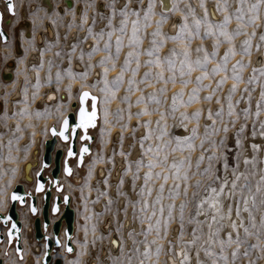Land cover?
<instances>
[{"label": "rangeland", "instance_id": "1", "mask_svg": "<svg viewBox=\"0 0 264 264\" xmlns=\"http://www.w3.org/2000/svg\"><path fill=\"white\" fill-rule=\"evenodd\" d=\"M74 3L77 2L79 7L84 8V13L86 16H90V20L86 25L83 23H78L74 19L73 9L69 8L68 15L69 19L66 22L64 19V15L61 13H56V10L51 12H45L40 7L39 0H14V13H8L5 16L4 11V23L7 22L11 24V18L14 17L16 19L18 16V8L22 6V8L28 7L30 2V19L34 20V25L31 24V35L28 37L26 34L23 35L24 38L28 39V44L34 46V40L32 35L36 30L46 28L44 27L46 20H51L57 30L64 29L65 35L67 32L73 28L78 30H86L91 25L93 28V32H98L103 27L105 31V39L107 38L106 33L108 31L107 25V16L95 13V2L96 0H72ZM54 5L61 4L63 0H53ZM109 0H105L103 4H107ZM116 2V0H115ZM129 3L131 8H139L141 9V17L143 16V9L147 7L148 0H138L136 4H132L131 0L126 1ZM125 2V3H126ZM154 9L153 15L151 17L153 23L148 24L146 27L141 29L140 35L143 36V41L141 44V48H147L150 46L151 37L148 35L153 28H155L154 21L158 19L160 12L157 9L156 3L157 0H153ZM185 2V3H183ZM205 6L207 4L209 6L216 4V0H203ZM176 3L179 5V8L187 12L186 5H191L195 10L197 15H202V10H196V7L189 0H176ZM183 3V4H182ZM229 5V11H233L236 7L237 0H227ZM257 0H244V12L245 15H251L253 13L248 12V7L252 4H256ZM199 4V3H198ZM34 5V6H33ZM117 5V2H116ZM134 5V6H133ZM122 6V5H120ZM117 6V7H120ZM47 7V6H46ZM210 7V6H209ZM28 10V9H27ZM258 14L261 17L256 23L259 25L255 29V35H249L252 32V25H249L247 30H240V35L235 36L233 38V45L235 47V54L230 55L227 60V76L229 77L225 80L224 84L219 87V89L213 93V98L211 101L204 100L203 96L208 94L211 89L216 88L215 80L219 79L220 76L225 75L224 72L217 73L214 77L209 79H205L202 81L204 84H210L209 88H201L199 91L200 100L194 101L187 105H181L177 108L176 112L172 115L168 113L171 112V108L169 107L172 103L171 97L172 93L180 88V84H172L169 83L167 85V92L163 95L156 93L157 96L161 99L160 107L165 111L164 120L160 121V124H157V120L159 118L158 111H152L151 115H141L137 117L135 113L142 107L144 104L136 103V97L140 94L137 91L131 92L129 95V100L124 101L122 97L126 95L125 88L127 87V77L131 75L130 72H125V81L119 87V90L116 92V99H110L105 101V93L100 91L102 87L101 76L102 71H97L98 75L94 76L91 74L92 68L99 69L101 65L96 63L99 60L98 57H95L97 53L104 54L103 52H96L91 61H89L88 55L83 50L82 40L78 41L76 44V50L74 52H70L65 49L64 40L58 36L52 42H49L44 49V63L42 66H36L34 69L37 70L39 74V87L32 85L29 80H27V84L25 83L24 93L26 98L21 100L20 104H23L26 109L14 111V114L8 113L6 111V106L10 100V93L12 90H7L5 92L4 84L2 83V74L0 70V99L4 102L5 110L3 114L0 115V121L2 122L5 130L8 132L9 130V120L14 119L15 125L14 129L11 133H8V142L3 143L2 152L0 153V211L5 210L7 208V204L9 203V192L14 182L18 181L19 178V164L24 154L28 152L29 147L33 142V137L36 133L48 134V125L49 119L54 122L59 118L50 117L52 114L53 106H34L35 99L41 95L43 92L44 86H56L60 89H66L72 98L76 96V94L80 91L81 86L88 87L91 91H93L99 98L98 109L100 117H98V122L92 129V133L95 136L92 152L86 156V160L84 163V169L81 171H77L71 177L67 178V181H64L65 191L70 193L72 196V206L76 210L77 214V226L76 231H74L73 240L76 246L79 248L78 253L69 254V252H64L65 255H62L63 263L62 264H87V257L91 255L93 252L94 261L96 264H141V261H144V264H166L168 258L172 256L176 252L177 245H183L186 249V252L193 251V245H185L182 243L183 240H187L192 238V228H196L197 232L195 235L198 237L196 245H199L201 257L200 260L204 262V264H211V258L206 256L204 253V247H208L205 240L206 237V229L205 226L208 223H211L214 226L215 233L213 235V239H224L227 240V234L232 232L233 238H235L236 230L233 229L229 231L224 227V221L222 215L224 212H220L217 214V220L211 221V216L213 213L208 207V203H205L202 208L199 209L200 215L197 216V203L204 199L208 193L205 191L207 186L214 187L217 183H221V178L219 180H214L208 174H204L202 170L207 168L209 165L208 156L213 152L217 153V157H215L212 161L211 173L213 176L219 175V177H225L227 181L231 183L233 177V168H237V170L241 173L247 175V182L252 192H256L257 185H260L261 189L264 190V181L260 180L261 176H264V137H261L259 133L264 131V127L261 126V121H264V98L259 95V92L264 91V55H262V51L264 52V41L260 39V36L264 34V3L259 4ZM178 12V11H175ZM180 12V11H179ZM173 12L167 13L168 20L164 22L162 25L163 31L168 33L169 35L174 34L175 30L167 31V22L171 19ZM223 14V12H221ZM21 14V10H20ZM12 15V16H11ZM93 16L96 18V22L93 23ZM103 17V18H102ZM181 17V16H180ZM180 17L177 16L175 19V24L181 23ZM223 17V15H222ZM221 17V18H222ZM134 16L129 17V21L134 19ZM121 17L117 13V15L113 18V25L119 27V21ZM188 20L191 23L192 16H188ZM45 22V23H44ZM103 22V23H102ZM101 23V24H100ZM13 21L12 25L13 26ZM237 21L232 19L229 22V29H236ZM10 27V32L12 31ZM85 27V28H84ZM131 23L127 25V29L125 32L124 39V47L121 48L119 57L117 58V67L110 69L108 72L109 80L115 76V74L119 71L120 65L123 63L125 53H127L130 49L128 47L127 36L131 35ZM6 26L4 25V29ZM22 29V28H21ZM6 30V29H5ZM20 31V29H19ZM71 32V31H70ZM118 33H113L112 36V45L113 51L115 50V37ZM9 35V34H8ZM74 35V34H72ZM90 38L92 37L91 35ZM10 38V37H9ZM37 38V37H36ZM93 38V37H92ZM250 39L251 44L249 47L250 54L242 53V49L245 45L242 43L245 39ZM214 37H205L203 40L200 38H194L191 42L192 58L195 59L197 53L195 52V47L198 44H203L205 48L211 51V45L213 43ZM221 43L219 44L217 51V60L223 56L224 51L227 49L228 44L223 40V37L219 38ZM9 41V40H8ZM0 42L5 45L6 52L3 55L0 53V66L3 64V61L10 56L12 49V42ZM87 46L90 42L85 43ZM102 46L103 40L100 41ZM259 45V47H257ZM178 45L173 41H167L164 46L160 49V55H167L169 49ZM89 47L85 48L88 49ZM70 49V48H69ZM27 51H25L26 53ZM81 52L84 53V58L81 59ZM59 53V55H57ZM259 54V55H258ZM71 56V62L68 60V56ZM257 55V56H256ZM24 56L22 59H24ZM260 56L261 62L259 64H254L253 61ZM95 57V58H94ZM148 59L146 55H141L140 60L143 62ZM80 61L84 69L82 71H78L74 69V62ZM237 61H240L242 67L238 66L235 68V71L239 74L240 79L238 81H233L232 72L233 65L236 64ZM217 61H210L208 64L209 69L212 67V64ZM89 63H92V67L88 68ZM132 67H135V60H132ZM151 67L153 74H155L158 69L155 66H148L141 63L139 70L136 73V78L139 79L143 76L144 72ZM253 68H256L257 71L253 72ZM87 69L88 75L86 77L81 78L79 75H75L81 72H84ZM61 73V79L57 82L56 73L57 71ZM73 73L74 75L70 77L68 72ZM96 72V71H95ZM251 72V73H250ZM198 73L193 72L192 76L195 77ZM167 71L165 72V76H167ZM93 78L92 80H89ZM5 79V78H4ZM8 80V79H6ZM161 82L151 83L149 82L148 86L145 87L143 84L139 85L140 88L143 89L145 95L151 93L153 88H159ZM233 83L237 84L236 90L231 93L232 101L235 107L236 112L239 114V119L235 121V125H233L231 118L228 116V101L227 96L229 94V90ZM93 85H95L93 87ZM70 86V88H69ZM193 84H189L185 88L184 96L182 100L186 101L188 96V89L192 88ZM35 93V96L33 95ZM220 97V103L218 104L216 101V97ZM164 97H167L166 99ZM239 101V103H236ZM257 101H259V114L257 115ZM223 105V115L219 116L216 114L217 109ZM67 104H63L61 107V115H63L67 107ZM148 107L150 109H156L155 102L148 103ZM247 108L248 112L245 114L243 109ZM199 109L201 115L199 117V127L197 128V134L192 138V143L196 146L189 151L187 148L184 149L183 152L176 151L171 152V147L176 143V137H185L190 136L191 129L194 125L197 124V120L188 119L182 120L180 113L186 112L191 115V113L195 110ZM211 109L213 115L211 118L208 117V111ZM122 110V111H121ZM105 111H107V115H105ZM131 112L132 116L129 117L128 113ZM150 120L149 128L152 129L151 139H147L144 141V147L147 148L150 145L155 149V145L162 141H170L166 151L168 153V162L171 163L174 159L178 160L181 156H191L192 159V167L188 170L190 179L188 180V189L187 195L184 194V182L182 179L174 181L169 175L167 181L163 179V175L157 177L155 172L160 171V167L154 168L153 175L145 182L144 173L148 171L147 167H141L137 172L135 160L144 159L147 160L148 157L144 156V150L140 147L141 137L146 135V128L143 124V121ZM213 120L215 124H213ZM139 121V123H138ZM167 125V134L162 137L161 141L156 140V136L159 135L160 126ZM228 124V147L232 149L228 153V167L224 168V160L219 157V151L222 149H217L212 146V141H215L217 144L220 142V137L225 136L223 131V125ZM186 125V127H185ZM205 125H208L207 129ZM241 125H245L243 132L239 134V137L242 140V144L239 149L233 147L235 143V139L237 138L236 128H239ZM218 128L220 131L214 132L213 129ZM103 130V131H102ZM118 131V132H116ZM182 132L181 134L179 132ZM255 131L257 133L256 136H252L251 133ZM114 132V133H113ZM116 134V135H115ZM122 134V135H121ZM4 134H0V139H3ZM118 136V137H117ZM124 139V140H123ZM204 140L203 146H201V140ZM116 140V141H115ZM126 140V141H125ZM128 140V141H127ZM131 140V141H129ZM263 140V141H262ZM108 142V143H107ZM111 142V145H108ZM131 142V143H130ZM125 144V146H124ZM252 144H257L260 147L258 149H253L251 147ZM118 145V146H117ZM109 146L110 150H106V147ZM127 147V148H126ZM105 148V149H104ZM139 150L136 156H130V153L133 149ZM206 150V151H205ZM110 152V153H109ZM201 152L204 154V159L200 162L199 169L196 166V159L200 156ZM251 152V153H250ZM263 153V154H262ZM108 154V155H107ZM107 155V156H106ZM118 155V156H117ZM247 156L249 158V163L245 165L243 163L244 157ZM119 157V158H118ZM124 161V166L122 165L120 175L118 179L113 182L110 180L109 173L112 170V166L115 160L120 159ZM124 158V159H123ZM133 160H132V159ZM235 158V159H234ZM261 162V163H260ZM110 163V164H108ZM97 164H101L106 167L107 174L101 184L99 182L93 181L94 171ZM263 164V165H262ZM118 166V165H117ZM238 166V167H237ZM123 168V169H122ZM78 169V168H77ZM109 171V172H108ZM169 172L174 170H168ZM78 175V176H77ZM79 177V182H74L73 178ZM109 177V178H108ZM130 177V178H129ZM128 179V182H127ZM196 180H199L200 183L197 186L195 183ZM9 181H11L9 183ZM106 181V183H105ZM130 181V184H129ZM243 177L238 181V186L234 195H230V202L232 212H236V203L239 201V206L241 209V215L237 223L240 220L244 221V225L249 227L250 231L260 230V239L258 240L255 235L247 237L249 244L252 243H260L264 244V225L261 224L260 216L264 213V206L261 205L260 200L261 196L259 193L256 194V204L252 205L251 199L249 200V209L252 215L256 218L255 225L256 228L253 229L251 227L252 222L248 220V212L244 211V203L239 191V184L244 183ZM127 183V184H126ZM163 183L164 189L161 192L159 185ZM179 183V189H176L175 185ZM113 184V185H112ZM129 185L127 187H124ZM103 188H102V187ZM101 187V188H100ZM109 187V189H108ZM114 190H112V188ZM151 188V192L149 193L148 189ZM102 189V190H101ZM126 189V190H125ZM129 189V190H128ZM109 190V191H108ZM129 191V192H128ZM111 192V193H110ZM173 192L177 193L173 196ZM133 194V196L131 195ZM135 194V195H134ZM245 195L248 194L247 190L244 192ZM160 196L159 202H156L155 212L156 215L153 216L151 223L155 225V221L157 217L161 219V237L157 238L155 235V228L150 231L145 237L144 229L147 227L149 221L144 217L152 214L153 212V203L157 200V196ZM107 197V198H106ZM105 199V200H104ZM107 199V200H106ZM124 199V200H123ZM132 199V200H131ZM117 200V201H116ZM148 201V208L145 211H141V207L143 201ZM101 201V202H100ZM184 202V231L183 234H180L178 225H179V212H180V204ZM120 202V203H119ZM101 204L98 208L97 204ZM173 204V219L168 226V233L164 235L163 231V218L168 216V205ZM161 205L164 207V212L161 213L159 211ZM229 205L227 210L229 209ZM98 209H97V208ZM122 208V209H121ZM121 209V210H120ZM121 212V214L117 215V220L115 221V214L117 212ZM128 211L129 224L132 223V220L135 221L136 229L127 234L129 228L125 229L126 234L121 230V222L123 220V216ZM99 212V213H98ZM107 213L106 219L108 218L113 222L114 232L112 231V235H117L121 244L119 249L106 254L105 256L98 257L99 250V240L95 236V233L98 229V223L101 221L102 216ZM130 213V214H129ZM111 214V215H110ZM204 215V216H201ZM109 216V217H108ZM120 216V218H118ZM82 217V218H81ZM190 217H194L192 223H189ZM112 218V219H111ZM201 221L202 223L197 224L196 221ZM104 224V223H103ZM102 224V225H103ZM139 224V225H138ZM144 225V226H143ZM75 230V229H74ZM218 230V233L216 232ZM134 231V232H133ZM240 235L244 238L243 229H239ZM122 232V233H121ZM137 232V233H135ZM107 236V235H106ZM104 237L103 246L107 243V237ZM116 236V237H117ZM174 237V238H173ZM126 238V240H124ZM130 238V239H129ZM145 239L148 241L147 247L149 248V253L146 256L144 253L145 248ZM155 240V243L152 241ZM168 241H172V244L169 245ZM126 243V245H125ZM157 245H161L159 254H156ZM13 246V243H12ZM57 247V246H56ZM54 247L53 251H57L59 248ZM169 247L173 250L171 252L168 251ZM213 251H219V244L214 243L210 245ZM234 245H226L224 252L228 255L227 264H247L248 261H255V264H264V252L259 249L249 248V254L245 256L244 247L237 253V258L233 261L231 257V250ZM56 248V250H55ZM95 248V249H92ZM11 249V250H10ZM5 250V251H4ZM94 250V251H93ZM24 252V254H23ZM22 256L18 257L14 246L11 248L10 244L3 243L0 246V256L4 258L5 264H26L24 263V255L28 254L26 260L29 261L28 264H40V256L38 260V253L35 256H30V246L22 247L21 251ZM97 254V255H96ZM70 255V256H68ZM108 255V256H107ZM92 256V255H91ZM102 257V258H101ZM1 258V257H0ZM3 258H1L3 260ZM101 258V259H100ZM90 261V262H91ZM94 263V264H95ZM188 261L185 262L187 264ZM220 264H225L224 261H220Z\"/></svg>", "mask_w": 264, "mask_h": 264}, {"label": "snow or ice", "instance_id": "2", "mask_svg": "<svg viewBox=\"0 0 264 264\" xmlns=\"http://www.w3.org/2000/svg\"><path fill=\"white\" fill-rule=\"evenodd\" d=\"M264 3V0H257L256 4H252L248 7V12L253 13L251 15H245L244 12V0H237L236 7L233 11H229V5L227 3V0H216V4L211 7H206L203 0H199L198 7L202 9V15H197L195 10L192 8V6L186 5L187 12L179 8V5L177 3H172L171 7H169L164 0H160L161 4V12L158 17L154 21L155 28L148 33V35L151 37L150 40V46L147 48H141V44L143 41V36L140 35L141 29L146 27L148 24L153 23L151 17L153 15V9H154V2L153 0H148L147 7L143 9V16L141 17V9L139 8H131L129 6V3H123L122 6L117 7L115 0H109V2L105 5L109 9V13L107 16V25L108 31L106 33L107 38L105 39V31L102 27L100 31L93 32V28L90 25L87 28V35H91L93 39L95 40V43L90 45V51L87 53L89 61H91L92 56L97 52H103L104 54L99 58L96 63L102 66V73L101 76V83L102 87L100 88V91L105 93L104 100H110V99H116V92L119 90V87L122 83L125 81V72H130L131 75L127 77V87L125 88V93L122 97L124 101L129 100V95L133 91H137L140 94L136 97V103L138 104H144V107L140 108L135 115L137 117L141 115H151L152 111H158L159 112V118L157 120V124H160L161 120H164L165 118V111L160 107L161 99L159 96L156 95V93H159L163 95L167 92V85L169 83L180 84V88L177 89L172 93V103L169 106L171 108V112L168 113L169 115H172L176 112L177 108L179 106L190 104L194 101H198L201 99L199 96V91L201 88H209L210 84H204L202 81L205 79H209L211 81V78L214 77L217 73L224 72L225 75L220 76L219 79L215 80L216 88L211 89V91L203 96L204 100L211 101L213 98V93L216 92L221 85L224 84L225 80H227L229 77L227 76V60L230 55L235 54V47L233 45V38L235 36L240 35V30L244 29L247 30L249 25H252V32L249 35H255V29L259 26L256 22L261 19V17L258 14V8L259 4ZM8 10L9 12L14 11V5L12 3L8 4ZM78 10V9H77ZM180 11L181 13V23L178 25L173 23L172 27L175 29L174 34L169 35L168 33L163 31L162 25L166 20H168L167 13ZM217 12H223V17L220 18L216 15ZM119 14L121 17L119 21V27H116L113 25V18ZM192 16L191 23L188 20V16ZM134 16V19H131L129 21V17ZM86 13L81 16V22L83 23L84 19H86ZM103 18V17H102ZM93 23L96 22L95 16H93ZM235 19L237 21L236 29L230 30L228 25L229 22ZM131 23V35L127 36L128 41V47L129 51L125 53L123 63L119 67V71L115 74L114 77H112L111 80L108 78V72L110 69L117 67V58L119 57L121 48L124 47V39H125V32L127 29V25ZM118 33L115 37V50L113 51V45H112V36L113 33ZM87 35L85 36V39H87ZM214 37L213 43L211 45V51H209L205 46L201 43L198 44L195 47V52L197 53V56L195 59L192 58V47L191 42L194 38H200L203 40L205 37ZM220 37H223V40L227 42L228 47L224 51V54L222 57L217 60V51L219 44L221 43ZM260 39L264 41V34L260 36ZM103 40V44L101 46L100 41ZM173 41L175 42L177 46H174L173 48L169 49V52L167 55L161 56L160 55V49L164 46V44L167 41ZM242 43L245 45V47L242 49V53L244 54H250L249 47L251 44L250 39H245L242 41ZM259 47V45H257ZM76 50V44H73L72 47L69 49L70 52H74ZM41 55H43V50L41 51ZM59 55V53H57ZM146 55L148 59L141 62L140 56ZM80 58H84V53L81 52ZM72 57L69 55L68 60L71 62ZM135 60V67L131 66L132 60ZM210 61H217L212 64V67L209 69L208 64ZM141 63L148 65V66H155L158 71L153 74L151 67H149L143 74L142 77L139 79L136 78V73L139 70ZM93 65L92 63H89L88 68H91ZM238 66L242 67V64L240 61H237L236 64L233 65V72H232V79L233 81H238L240 79L239 74L235 71V68ZM167 71L168 75L165 76V72ZM257 69L253 68V72H256ZM264 71V69H262ZM197 72L198 74L193 77L192 73ZM68 75L72 77L74 74L70 71L68 72ZM79 75L81 78L86 77L88 75L87 69L84 72L75 74ZM56 79L57 82L61 79V73L58 70L56 73ZM149 82L156 83L161 82L159 88H153L151 93H148L147 96L145 95L142 88L139 87V85L143 84L145 87L148 86ZM193 84V87L188 89V96L187 100H182V97L184 96L185 88L189 85ZM36 87H39V74H37V84ZM95 85H93L94 87ZM237 84L233 83L231 85V88L229 90V94L226 97L228 101V116L231 118L233 125H235V121L238 120L239 114L236 112L231 93L236 90ZM70 88V86H69ZM35 96V93H33ZM261 97L264 98V91H261L260 93ZM91 97L92 106L91 111H89L85 107V100L87 98ZM165 99L167 97H164ZM97 99L98 97L95 95H92L89 91H82L79 100H80V108H79V115L78 120L79 123L77 125L71 126V131L73 134L76 132V129L79 128H87L89 125L95 124L96 121V115H97ZM216 101L219 104L220 103V97H216ZM155 102L156 109H150L148 107V103ZM236 103H239V101H236ZM23 111V110H22ZM122 111V110H121ZM260 108H259V101H257V115L259 114ZM243 112L247 114L248 109H243ZM217 115L222 116L223 115V105H221L216 112ZM105 115H107V111H105ZM129 117L132 116V113H128ZM201 115V112L199 109L193 111L191 115L189 116L186 112H181L180 116L182 120H188V119H195L197 120V124L194 125L191 129L190 136L185 137H176V143L171 147V152L181 151L183 152L185 148H187L189 151H191L196 145L192 143V138L195 137L197 134V128L199 127V117ZM213 115L211 109L208 111V117L211 118ZM139 123V121H138ZM143 124L146 128V135L141 137L140 147L144 150L143 154L144 156H147L148 159H137L135 160L137 172L141 167H147L148 171L144 173L145 182L148 181V179L153 175V169L160 167V171L155 172V175L157 177L163 175V179L165 181L168 180L169 175H171L172 179L174 181L182 179L184 182V194L187 195V189H188V180L190 179L189 176V169L192 167V159L191 156H181L178 160H173L171 163L168 162V153L164 151L167 149L170 141H162L160 143H157L155 145V149L150 145L149 147H144V141L147 139H151V133L152 129L148 127L150 124V120L143 121ZM213 124H215V121L213 120ZM261 126L264 127V121H261ZM69 120L67 117L64 118L63 124L59 130V135L64 139H68V135H66V130L69 129ZM186 127V125H185ZM208 125H205V128L207 129ZM245 125H241L239 128H236V134L237 138L235 139V143L233 145L234 148L239 149L242 140L239 137V134L243 132ZM228 124L225 123L223 125V131L225 133V136L220 137V142L217 144L215 141H212V146L217 149H222L219 151V157L224 160V168L227 169L228 163V153L232 150L228 147ZM53 134H55V129L52 130ZM103 131V130H102ZM214 132L220 131V129L215 128L213 129ZM167 134V125L166 123L164 125L160 126V132L159 135L156 136L157 141H161L162 137ZM122 135V134H121ZM252 136H256L257 133L253 131L251 133ZM261 137H264V131H261L259 133ZM87 137V134L85 133L84 136H81V139H85ZM204 140L202 139L200 144L203 146ZM251 147L253 149H258L260 146L257 144H252ZM87 148H82L81 153L87 151ZM206 151V150H205ZM73 152L72 149L69 148L68 150V156H72ZM217 157V153L213 152L208 156L209 165L207 168H204L202 172L204 174H208L211 176L214 180H219V175L213 176L211 173L212 164L211 161ZM204 159V154L201 152L200 156L196 159V166L199 169L200 162ZM235 159V158H234ZM243 163L247 165L249 163V158L247 156L244 157ZM238 167V166H237ZM168 170H174L169 172ZM70 169L65 167V172H69ZM233 179L231 180V189L229 190L228 195H234L235 191L238 186V181L243 177L244 183L239 184V191L241 193L243 203H244V211L248 212V220L252 222L251 227L253 229L256 228L255 225V217L252 215L250 209H249V200L251 199L252 205L256 204V194L259 193L261 196L260 203L262 206H264V190L261 189L260 185H257L256 192L253 193L251 188L248 185L247 182V175L244 173H241L237 170V168H233ZM261 181H264V176L260 177ZM11 181H9L10 183ZM106 183V181H105ZM195 183L197 186L199 185L200 181L196 180ZM228 181L225 179L219 186V191H217L216 188L211 187L210 185L205 188V191L208 193L207 196H205L204 199L200 200L197 203V212L196 215L199 216L201 213L199 211L200 208L203 207L205 203H208L209 209L212 211L213 215L211 216V221L217 220V214L221 212L220 207V200L218 199L223 193L224 189L227 186ZM42 187V185H37V190H39ZM176 189H179L180 184L177 183L175 185ZM160 191L162 192L164 189V184L161 183L159 185ZM247 190L248 194L245 195L244 192ZM149 193L151 192V188L148 189ZM177 193L173 192V196H175ZM11 199L13 201L20 200V197L16 194L15 191H13L11 195ZM160 196H157V200L153 203V212L152 214L144 217L149 221L147 227L144 229L145 237L147 234L155 228V235L157 238L161 237V219L157 217L155 221V225L151 223L153 216L156 215L155 212V203L159 202ZM21 203L23 201L21 200ZM148 201L144 200L141 211H145L148 208ZM173 204L168 205V216L163 218V231L164 235H167L168 233V226L170 222L173 219ZM184 208L185 204L182 201L180 204V212H179V231L180 234H183L184 231ZM33 212H35V208L32 209ZM159 211L161 213L164 212V207L161 205ZM229 216L231 215V205H229L228 209ZM241 215V209L239 206V201L236 203V216L240 217ZM194 217H190L189 223H192ZM261 224L264 225V213L260 216ZM197 224L202 223L201 221H196ZM209 229H210V235L208 240L206 241L208 247H204V253L206 256L211 258V264H220V261H224L225 264H227L228 261V255L225 254L224 249L226 245H234L231 250V257L234 261L237 258V253L241 249V247H244V255L247 256L249 254L248 249H259L262 252H264V244L260 243H252L249 244V241L247 240V237L255 235L257 239H260V230L256 231H250L249 227L244 225V221L240 220L239 223L237 221L231 222V228L236 230L235 238H233L232 232H229L227 234V240L224 239H213V233L211 231L212 224L209 223ZM16 225L13 224V228H15ZM243 229L244 238L241 237L239 229ZM193 236L191 239L183 240L182 243L185 245H196L198 237L195 235L197 232L196 228H192ZM218 233V230H216ZM152 243H155V240L152 241ZM169 245L172 244V241H168ZM218 243L219 244V251H213L210 245ZM148 241L145 239V248L144 253L147 256L149 253V248L147 247ZM161 245H157L156 247V254H159ZM173 249L169 247L168 251L171 252ZM19 251V249H18ZM68 251H72L71 248L68 249ZM178 255L182 256L183 259L180 261V264H185L186 261L190 260V256L188 252L184 251L183 249L178 250ZM141 264H144V261H141ZM155 264V262H153ZM196 264H204L200 260V248L197 247L196 251ZM247 264H255V261H248Z\"/></svg>", "mask_w": 264, "mask_h": 264}, {"label": "bare ground", "instance_id": "3", "mask_svg": "<svg viewBox=\"0 0 264 264\" xmlns=\"http://www.w3.org/2000/svg\"><path fill=\"white\" fill-rule=\"evenodd\" d=\"M5 1L6 0H0V7L3 8V11H5L4 13H6V8H8V6L5 4ZM39 1H40V7L41 8L43 7L42 9L45 12H51L52 13L54 10H56V13H58V14L61 13L62 15H64L63 17H64L66 22L69 19V15L67 14L68 11H69V8H72L73 9V14H74V19L78 23H82L81 22V16L83 14H85L84 13V8L83 7L80 8L79 4L77 2L74 3L72 0H63V2L61 4L54 5L53 0H42V1L39 0ZM104 1L105 0H96V2H95V13L101 14V15H106V14L109 13V9L107 7H105L106 4H103ZM126 1H128V0H116L117 6L122 5ZM137 1L138 0H131L132 4H136ZM189 1L194 4V6L196 7V10L198 11V13H200L199 11L202 10V9H200L198 7L199 0H189ZM12 2H13V0H12ZM164 2L169 7H171L172 3H176V0H164ZM30 3H32V2H30ZM30 3L28 4V7H27L28 10L25 9V8H22V6H20L18 8V15H17L18 17L16 19H14V17L11 18V20L14 23L12 27H11L12 21H11V24H6V22H5L6 29L10 32V27H11V30H12V33H13V34L11 33L12 37L9 34V36L11 37L10 42H12V49H11L10 56L7 57L3 61V64L0 66V70L2 72V76L5 78V79L3 78L1 80L2 83L4 84L5 92H7V90H12V92L10 93L9 103L6 106V111L8 113H12V114H14V111L26 109L23 104H20L21 100L26 98V95L24 93V89H25L26 86L24 87V85H25V83L27 84V82H26L27 80H29L32 85H36L37 84V74L38 73H37V70L34 69V67L42 66V64L44 63V61H45V59H44V49H45L46 45L49 42H52L53 40H55L59 36V37H61L64 40L65 49L69 50V48H71L73 44H75V43L78 44L77 42L82 40V44H83V50L82 51H84L86 53H88L90 51V47L89 46L95 43V40L92 37L90 38V36L87 35L85 29L84 30H78L76 28H73V29H71V30H69L67 32V35H65L64 29L57 30V28L55 27V24L51 20H46V23L44 22L45 23L44 27L47 26V29L46 28H42V29L36 30L34 32V34L32 35L33 40H34V46L29 45L28 44V39L24 38L23 35L26 34L28 37H30V35H31V33H30L31 32V24L34 25V23H33L34 20L32 18L30 19V10H31L30 7H29ZM183 3H185V2H183ZM214 5H215V3L213 5L209 4L210 7L214 6ZM156 6H157V9L159 10V12H161L160 0H157ZM209 6L207 4V7H209ZM20 10H21V14H20ZM216 15L221 18L223 14L221 12H217ZM5 16H6V14H5ZM177 16L178 17L181 16V13L179 11L172 13L171 19L167 22V31L171 32L172 30H175V29H173L172 25H173V23H176L175 19L177 18ZM24 17H25L26 20L23 21ZM20 20H21V23H20ZM89 20H90V16H88L86 19H84L83 22L86 25H88L87 23L89 22ZM19 29H20V31H19ZM29 33H30V35H28ZM72 34H74V35H72ZM86 35H87V39H85ZM16 42H17V44H16ZM87 42H90V44L88 46L85 44ZM87 47H89V48L85 49ZM42 50H43V55H41V51ZM6 51L7 50L5 48V45L0 43V53L3 55V53L6 52ZM25 51H27V52L25 53ZM97 52H99V51H97ZM261 53H262V55H264L263 51ZM23 55H25L24 59H22ZM101 56H102L101 53H97L95 55V57H98V58L101 57ZM258 59H260V56H258L255 59V61H253V63L254 64H259L261 62V59L257 63ZM74 69H76L78 71H82L84 69V67L82 66V63L80 61H76V62H74ZM99 70L102 71V66L99 69L92 68L91 74L95 73L94 76H97L98 75L97 71H99ZM6 72L9 74V77H7L5 75ZM6 79H8V80H6ZM92 79L93 78H91L89 80H92ZM84 89L89 90L92 94H95L93 91H91L86 86H81L80 91L84 90ZM79 92L76 94V96L74 98H72L70 93L66 89L64 90V89L57 88L56 86H50V85L49 86H44L43 92L41 93V95L38 96L35 99L34 106H40V107L53 106L52 114L50 115V117H52V118L56 117V116L59 117L56 122H54V119L52 121H50V119H49L48 121L50 123H49L47 129L53 124L56 125V126H59L60 121L63 118V116L70 110V103L73 100H77V96H78ZM62 93L64 94V98L60 97V94H62ZM259 95H260V92H259ZM87 103H88V106H89V101ZM63 104H67V106L69 104V107L65 106L67 108H66V110H64V112L65 111L66 112L63 115H61L60 111L62 109L61 106ZM4 110H5L4 102H2V100L0 99V115L3 114ZM98 117H100L99 109H98ZM97 122H98V119H97ZM14 125H15L14 119H10L9 120V124H8L9 130L7 132L5 130L2 122L0 121V134H4L5 133V135L3 136V139H0V153L2 152L3 143H7L8 142V133L12 132V130L14 129ZM92 129H94V127H91L90 130H88V133H92ZM116 132H118V131H116ZM48 136H49V133L48 134H42V135H40L39 133H36L34 135L33 142L31 144V146L29 147L28 152L23 155V157H22V159L20 161L19 173H18V175H19L18 181H20V179L22 177V170H23L24 163L27 160H31L32 150L34 148H40V150L42 151L43 150V140L48 138ZM129 141H131V140H129ZM108 145H111V142ZM56 146L59 147V148L65 149L67 147V144L58 142ZM124 146H125V144H124ZM92 147H93V144H92ZM106 150H110L109 146L106 147ZM138 151L139 150L134 148L131 151L130 156H132V155L136 156ZM91 152H92V148H91ZM85 160H84L82 166H80V167H77L73 161L71 162L73 170H72V174L70 176H66L64 174L60 175V181L63 184V193H68V192L65 191L64 181H67V178L69 180V178L73 177L72 175L74 173H76L77 171H79V170L81 171L82 169H84ZM123 162L124 161H122L121 158H120L118 160H115L114 163H113L112 170L109 173V177H111L110 180L113 182V184L115 183V181L118 179V177L120 175L121 168H119V167H121L122 165L124 166ZM108 164H110V163H108ZM106 167H104L101 164H99V165L97 164V166L95 167V171H94V174H93L94 177H93L92 180L95 181V182H99V184H101L103 182L106 174H107ZM36 170H37L36 168H33L31 170V172L35 173ZM115 171H116V174H114ZM220 178H221V183H222L225 180V177H220ZM79 180H80L79 177H74L73 178L74 182H79ZM127 182H128V179H127ZM14 183H16V182H14ZM221 183H217L214 186V188H216L217 191H219V186H220ZM129 184H130V181H129ZM127 186L129 188V185H126L124 187H127ZM32 189H33V185L25 184V190H32ZM108 189H109V187H108ZM230 189H231V183L228 180V184H227V186L224 189V193L218 199L221 202L220 203L221 211L224 212V215H222V217H221V218H223V221H224V227H225V229H227L229 231H232L233 229L231 228V222L232 221H238L239 218L236 216V212L235 211L232 212V210H231V215L229 216V213H228V210H227L229 202L231 201L230 200V195H228ZM112 190H114V188H112ZM8 192H9V190H8ZM68 194H70V193H68ZM131 195L133 196V194H131ZM70 196H71V194H70ZM40 202H41V199H40V197H38V207L39 208H40ZM100 206H101L100 203L97 204L98 208ZM7 207H8V204H7ZM71 207L73 208V206H72V196H71ZM6 209L4 211H0V212L5 213ZM17 210H18L19 219H20V221L22 223V230H21V244H22V247H25V246L29 245L30 246V254L29 255L34 257L35 254L38 253L37 255H38V260H39V256H41V253L43 251V241H37V240H35L33 238V226H32L33 216L31 214H29L28 207L26 205L25 206H19ZM73 210H74V225H73V234H72L71 241H72V245L74 247V250L71 253H69V254L78 253V250H79V248L76 246V244L74 243V240H73L74 231H76V226H77V220H76L77 214H76V210L74 208H73ZM119 214H121V212H119V211L115 214V221L117 220V215H119ZM107 215H109V214L105 213L102 216L101 221L98 223V229H97V231L95 233V236H99V237H97V239L99 240L97 242V243H99L98 244L99 245V250H98V255L96 254L98 257L101 256L102 250H104V248L106 250V254H108V253H111V252L115 251L116 249H119L121 247V244H122V243H120L119 238H118L117 235H115V236L112 235V231L114 230V228H113V225H114L113 222L114 221L112 222L108 218L107 220H109V221L106 223L107 220H105V219H106ZM201 216H204V215H201ZM127 217H128V211L123 216V220L121 222V230H122V232H124L125 229L129 228V230L127 232V234H129L132 231V229L135 231L136 224H135L134 220H132V223L129 224L130 222L127 219ZM50 218H51V220H54L56 217L55 216H51ZM118 218H120V216H118ZM209 220H211V219H209ZM125 225H127V227ZM208 225H209V223L206 224V226H205V229H206L205 230L206 231L205 240H208L209 235H210V229H209ZM1 229H2V232L5 231V228L2 227V226H1ZM213 230H214V226L212 225L211 231H213ZM113 233L116 234L114 231H113ZM124 233L126 234V231ZM135 233H137V232H135ZM48 235H50L49 231H48ZM105 236L107 237L106 238L107 241H105L107 243L103 246V242L105 240L104 239ZM112 237L116 238L117 241H118V245L114 249H112V245L110 244V239ZM124 240H126V238ZM60 241L62 242V245L56 247V248H59V249L57 251H55V252L54 251L51 252L50 264H52V262H53V260L55 258H60L61 259V264L63 263L62 255H65L64 254L65 250L63 248L64 236H63L62 232H60ZM3 243H5V246H6V244H7V239L6 238L3 239L2 241H0V246ZM125 245H126V243H125ZM10 246H11V248L13 247L12 243L10 244ZM197 247H199V245L193 246V251L192 252H188V254L190 256V260L188 261L187 264H196ZM56 248H55V250H56ZM175 248H176V252L172 256H170V258H168L166 264H180V261L183 259L182 256L178 255V250L183 249L184 251H186L184 246L183 245H177ZM92 249H95V248H92ZM23 254H24V252H23ZM91 255L87 257V264H94L95 263L94 261H91V260H94L93 259L94 258L93 252L91 253ZM68 256H70V255H68ZM0 257L3 258L2 256H0ZM27 257H28V254L24 255V263H26V264L29 263V261L26 260ZM200 257H201V252H200ZM2 261H3V264H5L4 258H3Z\"/></svg>", "mask_w": 264, "mask_h": 264}, {"label": "water", "instance_id": "4", "mask_svg": "<svg viewBox=\"0 0 264 264\" xmlns=\"http://www.w3.org/2000/svg\"><path fill=\"white\" fill-rule=\"evenodd\" d=\"M9 3L13 4L12 0L5 1L7 6ZM1 18L2 13L0 11V37L1 41L5 42L8 40V36L1 26ZM5 75L9 77L8 73H5ZM82 91L89 90L84 89L79 92L77 100H73L70 103V110L63 116L59 126L53 124L48 128L49 136L43 140V150L41 151L40 148H34L32 150L31 160H27L23 165L20 181L16 182L9 191V203L5 213L0 212V241L6 238L7 243H13L18 257L22 256V223L19 219L17 209L19 206L25 205L28 207L29 214L33 216V238L37 241H43V251L40 256L41 264H50L51 252L54 247L62 245L60 232L64 236V250L69 253L74 250L71 241L74 225V210L71 207L70 194L63 193V184L60 181V175L70 176L72 174V161L77 167L82 166L86 156L91 152L92 143L95 139L94 134L88 133V130L97 123L99 99H97L95 124L89 125L86 129L78 127L74 134L71 131V126L79 123V96ZM92 95L97 96L96 94ZM60 97L64 98V94H60ZM91 106L92 101L91 97H89L85 100V107L91 111ZM65 117L68 118L70 125L69 129L66 130V135H68L67 140H64L59 135V130ZM53 129L56 130L55 134H53ZM85 133L87 137L82 140L81 136H84ZM179 133L181 134L182 132L180 131ZM58 142L67 144V147L65 149L57 147ZM69 148L72 149V156H68ZM82 148H87L88 150L81 153ZM65 167L69 168L70 171L65 172ZM33 168L37 169L35 173L31 172ZM25 184L33 185V189L25 190ZM38 184L42 185L39 190H37ZM13 191L20 197V200L13 201L11 199ZM38 197L41 199L40 208L38 207ZM21 200L23 203H21ZM33 208H35V212L32 211ZM51 216H55L56 218L51 220ZM13 224L16 225L15 228H13ZM1 226L5 228L4 232H2ZM48 231L50 235H48ZM69 248L72 251H68ZM0 264H3L1 258ZM52 264H61V259L55 258Z\"/></svg>", "mask_w": 264, "mask_h": 264}, {"label": "flooded vegetation", "instance_id": "5", "mask_svg": "<svg viewBox=\"0 0 264 264\" xmlns=\"http://www.w3.org/2000/svg\"><path fill=\"white\" fill-rule=\"evenodd\" d=\"M41 1H42V0H41ZM52 4H53V3H52ZM13 5H14V7H15L14 0H13ZM59 7H60V6H59ZM0 8H1V7H0ZM1 9L3 10V8H1ZM1 9H0V10H1ZM25 9H26V8H25ZM2 10H1V12H2ZM7 11H8V8H6V13H8ZM4 12H5V11H4ZM6 13H5V14H6ZM13 13H14V12H13ZM6 16H7V14H6ZM11 16H12V15H11ZM24 20H26L25 17L23 18V21H24ZM7 22H8V21H7ZM7 22H6V24L9 23V22H8V23H7ZM20 23H21V20H20ZM6 24L4 23V13L2 12L1 26H2L3 29H4V25H6ZM18 24H19V23H18ZM18 24H17V25H18ZM20 28H21V27H20ZM5 29H6V28H5ZM5 29H4V31H5V32L7 31V32H6V35L8 36V40L10 41L13 33H12V31L9 32L7 29H6V30H5ZM11 33H12V34H11ZM8 34H10L11 37H10ZM28 35H30V33H29ZM9 37H10V38H9ZM8 40H7V41H8ZM7 41H5V42H7ZM9 41H8V42H9ZM0 42H3V41H1V37H0ZM6 73H7V72H6ZM1 74H2V72H1ZM2 78H3V76H2Z\"/></svg>", "mask_w": 264, "mask_h": 264}, {"label": "built area", "instance_id": "6", "mask_svg": "<svg viewBox=\"0 0 264 264\" xmlns=\"http://www.w3.org/2000/svg\"><path fill=\"white\" fill-rule=\"evenodd\" d=\"M260 61V59H258L257 63Z\"/></svg>", "mask_w": 264, "mask_h": 264}, {"label": "crops", "instance_id": "7", "mask_svg": "<svg viewBox=\"0 0 264 264\" xmlns=\"http://www.w3.org/2000/svg\"><path fill=\"white\" fill-rule=\"evenodd\" d=\"M27 206V205H26ZM2 211V210H1ZM4 211V210H3Z\"/></svg>", "mask_w": 264, "mask_h": 264}]
</instances>
